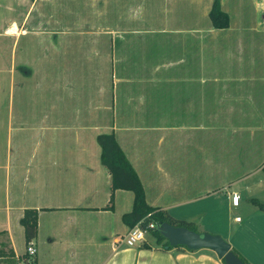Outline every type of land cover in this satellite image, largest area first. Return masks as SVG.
<instances>
[{
	"label": "crops",
	"instance_id": "crops-1",
	"mask_svg": "<svg viewBox=\"0 0 264 264\" xmlns=\"http://www.w3.org/2000/svg\"><path fill=\"white\" fill-rule=\"evenodd\" d=\"M36 1L26 12L7 5L11 14L0 32L12 27L16 36L25 35V18ZM106 2L101 7L108 15ZM212 2L164 1L167 14L155 28L166 35L156 42L167 38L170 60L155 65L157 79L146 68L132 70L128 32L119 30L105 47L114 78L109 102L99 103L92 81L65 94L72 97L61 101L65 109L0 105V259L10 249L14 259L23 258L27 244L20 220L25 209H37L32 264H225L209 248L167 247L152 236L125 245L130 227L122 216L131 210L134 193L116 189L107 208L112 176L96 140L114 132L148 204L221 234L245 263L264 264V212L253 202L263 201L264 185V0H220L229 16L225 28L211 24ZM93 49L84 60L96 58ZM165 69L169 76L161 79ZM117 105L120 117L114 115ZM101 106L112 116L102 115ZM235 192L249 199L243 215L230 217L241 203L232 204Z\"/></svg>",
	"mask_w": 264,
	"mask_h": 264
},
{
	"label": "rangeland",
	"instance_id": "rangeland-1",
	"mask_svg": "<svg viewBox=\"0 0 264 264\" xmlns=\"http://www.w3.org/2000/svg\"><path fill=\"white\" fill-rule=\"evenodd\" d=\"M164 1L107 0L105 5L111 6L109 8L111 21L107 17L109 14H105L101 7V0H37L33 2L35 8L30 10L31 17L25 18L26 27L24 28L27 29L25 35L16 36L18 34L15 32H13L15 35L0 32V105L27 108L39 106L42 112L51 104L65 109L60 104L61 101H68L72 98L69 96L70 92L77 91L83 88V84L85 86L92 81L100 90L99 103L109 102L114 78L110 60L105 56V47L108 45V37L119 36L121 30L128 32L126 49L130 58L127 60L132 70L136 66L138 70L141 67L146 68L145 70L154 74L157 79L155 65L166 66L170 60L169 49L165 45L167 38H162L161 45L156 42L159 36L166 35L161 33L164 31L155 28L162 24V17L167 14ZM12 3L16 12H26L32 0H0V30H2L1 22L6 23L11 14L6 6ZM120 15L122 29L119 28L118 22ZM20 19L24 20L23 17ZM109 24L113 26L106 27ZM89 39H93L90 45ZM116 46L119 47L117 44ZM89 48L98 49L97 56L92 61L84 60L82 57L88 54ZM43 55L49 57L60 55V58L49 62L47 57L43 59ZM12 58L17 60L14 64H12ZM64 58L69 60L63 62ZM137 59L142 64L138 65L140 61ZM89 65L93 73L89 72ZM14 69L16 73L12 79L11 72ZM168 76L169 71L165 69L160 78L166 79ZM93 92L96 94L97 88H94ZM66 93L69 95H65ZM75 99L77 98H74V101ZM76 106L73 105V107ZM105 109L101 106L102 115L108 116V111ZM122 111V106L117 105L114 108L115 117H120ZM112 114L110 111L108 118ZM262 190L259 197L264 201V185ZM247 199H249L248 195L244 192L240 206L234 208L233 215L229 213L230 217L236 214L243 215V207L248 204ZM195 220L201 222L200 218ZM196 228L199 232L203 230L200 224ZM146 236L151 237L152 233L147 231ZM2 242H5L3 237L0 238V250L4 249ZM16 244L18 251H21L23 245L20 240L17 239Z\"/></svg>",
	"mask_w": 264,
	"mask_h": 264
},
{
	"label": "trees",
	"instance_id": "trees-1",
	"mask_svg": "<svg viewBox=\"0 0 264 264\" xmlns=\"http://www.w3.org/2000/svg\"><path fill=\"white\" fill-rule=\"evenodd\" d=\"M210 10L209 16L211 24L215 28H225L229 25V16L221 9L220 0H213ZM96 140L101 148V162L108 170L110 176H112L110 186L111 195L107 208H112L114 191L116 189H127L134 193L131 210L127 211V213L122 216L124 224L128 225L130 228L135 225H139L140 228L144 230L146 229L148 232L152 233V236L155 238L157 243H164L167 247L173 246L168 243V240L165 236H163L161 230L159 229L163 222H168L175 226L184 225L190 229L199 231L193 221L175 218L165 209L148 204L141 180L133 168L129 158L124 154L114 132L100 133L96 136ZM262 169L264 170V164ZM253 202L264 212V201L254 198ZM23 214L24 215L20 222L24 227L25 240L28 246V244L31 243L37 236V209H25ZM149 222H153L154 227H149ZM234 253L238 255L236 252ZM14 256V251L10 249L7 256H3L4 258L0 259V264H32L31 260H29L27 252L23 255V258L20 261L14 259ZM240 258L242 259V257ZM221 260L224 263V260ZM243 262L245 263L244 260Z\"/></svg>",
	"mask_w": 264,
	"mask_h": 264
},
{
	"label": "water",
	"instance_id": "water-1",
	"mask_svg": "<svg viewBox=\"0 0 264 264\" xmlns=\"http://www.w3.org/2000/svg\"><path fill=\"white\" fill-rule=\"evenodd\" d=\"M159 229L173 247L186 246L190 250L209 248L217 254L218 258L223 259L226 264H245L234 253L229 242L219 233L199 232L184 225L175 226L168 222H163Z\"/></svg>",
	"mask_w": 264,
	"mask_h": 264
},
{
	"label": "built area",
	"instance_id": "built-area-1",
	"mask_svg": "<svg viewBox=\"0 0 264 264\" xmlns=\"http://www.w3.org/2000/svg\"><path fill=\"white\" fill-rule=\"evenodd\" d=\"M13 32H14V28H12V27H8L5 30V33H7V34H13ZM239 200H240V194L238 192L233 193L232 204L235 206L236 204H238ZM149 227H154V223L149 222ZM146 232H147V230L140 228L139 225H135L134 227L130 228L129 231L127 232V235L124 238L125 245L135 246V245L140 244L141 242H143L145 240ZM26 251L29 255V259L34 258V256L36 255V252H37L35 250L32 242L28 244Z\"/></svg>",
	"mask_w": 264,
	"mask_h": 264
}]
</instances>
